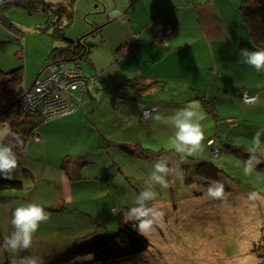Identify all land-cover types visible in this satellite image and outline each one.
Returning <instances> with one entry per match:
<instances>
[{
  "label": "rangeland",
  "instance_id": "rangeland-1",
  "mask_svg": "<svg viewBox=\"0 0 264 264\" xmlns=\"http://www.w3.org/2000/svg\"><path fill=\"white\" fill-rule=\"evenodd\" d=\"M149 1L153 0H47L45 10L28 11L10 5L2 12L14 28L9 30L0 23L2 72L22 68L26 87L35 78L44 76L43 68L50 52L66 45V41L51 37L50 29L47 33L38 31L52 21L50 16L54 10V22L61 15L63 24L69 23L64 28L66 40L85 47V59L79 61V65L87 92L85 103L81 100L75 113L48 120L38 128V132H42V143L35 146L31 140L26 155L17 158L12 179H6L0 171V180H19L24 187L21 191L0 190V264H28L26 257L36 258L37 264H96L89 246L92 239L118 230L116 211L124 221L137 223L129 213L133 207L140 206L138 200L152 209L149 219L155 220L152 230L141 234L150 243L148 250L142 255L104 264H264V173H257L248 161L227 148L226 141L214 138L208 141V145L214 143L213 147L208 146L206 140L213 134L208 132L214 130L215 125L213 122L211 126V121L204 123L206 135L200 148L191 155L187 147L177 152L175 122L184 117L142 121L141 116L147 110H143L142 105L149 108L152 103L150 95H146L150 90L146 85L140 92L141 102L129 98L130 93L138 91L135 82L138 83L139 71L145 66L138 28L150 23L143 40L153 45L157 40H154L156 33L149 34L156 29L158 19L155 23L148 17L142 21ZM186 3L181 0L171 3L168 11L179 15L184 12ZM57 8L70 9L72 19H65ZM170 28L167 25L159 30L163 32L160 44L170 36L166 35ZM72 65L73 62H65L66 67ZM256 72L262 74V70ZM259 81L263 83L262 78ZM122 84H129L130 93L120 87ZM1 97L0 143H3L10 128L8 121L1 119ZM21 103L18 110L25 114ZM194 111L196 116L203 113L208 117L202 105ZM163 112L179 115L182 109L170 106L161 109ZM73 115L78 116L69 120ZM243 117H239L238 128L242 133L231 132L234 139L230 144L257 153V158L264 157V135L259 139L260 146L263 145L259 146V152L251 150L254 146L251 137L254 133L262 134L263 128L255 123L254 133L251 132V123L243 122ZM191 120L203 127L198 117ZM229 122L235 120L221 123L219 131L230 127ZM110 143L138 144L141 149L131 147V153L121 152ZM214 147L221 152L218 159L212 158ZM62 161L71 168L83 170L79 182L66 181ZM198 161L209 162L222 171L209 177L207 173L196 174L194 168L200 164ZM157 164L166 171H156ZM246 168L251 169L250 174H245ZM156 177H162L163 182ZM39 183L42 184L39 191L49 192L50 200L61 199L57 205L62 204L64 210L46 212L49 219L40 223L31 246L13 252L4 247L5 237L15 231L11 223L13 211L28 203L49 205L43 198L35 199L34 190ZM220 184L224 185V196L214 199L208 190ZM145 192L151 195L150 199L143 198ZM252 193H257L260 199H250ZM134 227L137 230L138 225Z\"/></svg>",
  "mask_w": 264,
  "mask_h": 264
},
{
  "label": "crops",
  "instance_id": "crops-1",
  "mask_svg": "<svg viewBox=\"0 0 264 264\" xmlns=\"http://www.w3.org/2000/svg\"><path fill=\"white\" fill-rule=\"evenodd\" d=\"M178 1H149L145 8V18L143 13L142 21L148 17L154 23L157 19L159 22L156 29H152L150 32V36L157 34L167 25L173 27V35L162 44V47L143 40L144 35H147L146 27L150 23L144 24V28H138L141 33L138 39L142 38L141 47L145 52L142 54L145 66L140 69L141 76L139 77L146 78L148 82H135L137 84L135 87L140 90L143 85H150V90L146 94L152 98V103L149 105L157 108L147 122H155V120L173 116L183 118L182 113L179 115L178 112L161 113V109L178 106L182 110L191 107L189 110L194 111L198 105H201L198 98H204L216 107L220 118L235 120V122H229L235 126H228L223 131L221 130L222 133L219 131L222 126L220 125L218 135L221 140L226 139L232 142L234 138H231V132L242 133L238 128L240 126L239 117L243 116V122L251 123V132L254 131L255 123L257 127L263 128L262 134L253 132L251 140L254 141L257 136L258 139H261V135H264V70L262 69L261 75L258 74L254 66L247 64L242 55V51L245 49L249 52L258 51V49L250 42L247 28L235 8L236 5L229 0H207L211 3H203L199 0L186 3L188 0H181L182 3H186L183 13L178 15L173 11H168L170 9L168 5ZM135 19L137 21V16ZM261 78L263 83L259 81ZM37 79L38 77L32 83L34 84ZM23 87L26 86L23 84ZM245 91L256 97L254 105L245 106L243 104L241 94ZM85 94H83V101ZM142 107H145L143 110L148 109L146 104ZM77 116H70L69 120H73ZM193 117H198V120L203 123V132L206 121H211L209 122L211 126L214 124L209 116L206 117L203 113ZM215 132L214 125V130L212 128L208 133L214 134ZM41 134L42 132L39 133L37 129L38 140H33V145L38 146L42 143ZM31 140L27 144L26 151L29 145H32ZM260 147L251 146V150L259 152ZM72 169L74 170L75 167ZM66 181L70 182L67 178ZM41 186V183L37 184L34 190L36 191L35 199L43 198L42 200L49 201L47 207H57V203H60L61 199L50 200L49 192L41 193L39 191Z\"/></svg>",
  "mask_w": 264,
  "mask_h": 264
},
{
  "label": "trees",
  "instance_id": "trees-1",
  "mask_svg": "<svg viewBox=\"0 0 264 264\" xmlns=\"http://www.w3.org/2000/svg\"><path fill=\"white\" fill-rule=\"evenodd\" d=\"M232 1L237 6L242 22L247 28L250 42L256 49L264 50V0H232ZM10 5H15L24 8L28 11H32L37 8H42L45 10L47 9V0H12V1L5 0L4 3L0 5V23L3 24L7 29L14 30L10 22L7 19H5L2 15V12L6 10ZM57 9H58L57 12L63 14L65 19L67 18V20L69 21L72 19V12L70 11V9L67 8H57ZM52 14L54 15V10ZM53 15L50 16L51 18L50 20L52 21L47 22L45 27L39 28L38 31L47 33L50 29L51 31L49 35L54 39L60 41H66V45L60 48H54L50 52L47 58L46 66L43 68V73L46 69L54 65L65 62H73L74 65L80 67L79 61L85 59V55H86L85 47L83 45H81L79 42L75 43L66 40L64 35L65 33L64 28H67L69 23L64 25L61 20L62 19L61 15H59L60 19H57V21L54 22L53 19L54 17L56 18V16ZM164 28H166V26ZM171 30L173 34L174 33L173 27H171ZM172 34L169 37H171ZM169 37H167V39ZM167 39L165 41H167ZM165 41L163 43H165ZM155 45L162 47V44L160 43L155 42ZM21 70L22 68H18L6 73L0 70V96H3L1 97L2 108H3V111L1 112V114H3L1 119L2 120L6 119L8 121V125L10 128V133H8V135L4 138L2 145L11 147L12 151L16 154L17 158H23L26 155V147L28 142L31 139L38 140L37 138L38 136L36 135V130L46 121H48L42 119L40 116L22 114L19 112L18 110L20 108L19 98L22 95V91L24 89H28L26 87H23ZM138 79H139L138 82H142L146 80V78L144 77H138ZM34 84L32 83L30 87H32ZM128 85L129 84H122L120 87H123L125 90H127L126 92L130 93L129 89H127ZM149 86L150 85H147V87ZM142 90L144 89L130 93L129 98L133 101L140 102V97H141L140 92ZM243 93L244 92H242V94ZM245 93L247 92L245 91ZM248 95L255 97L254 95H250V94ZM198 100L202 105L203 111L205 110L204 112L210 117V119L215 123L216 126L215 129L216 132L213 134L211 138L206 140L208 145L209 140H214V138L220 139L218 135L219 134L218 128L220 127L221 123L226 124L225 123L226 120L218 116L216 107L213 104H211L208 100L204 98H198ZM243 104H245V106L251 105V104L250 105L246 104L244 102ZM152 108L154 110L151 112V114H153L157 110L155 106H151L147 110ZM77 110L78 109H76L73 113H75ZM151 114L149 115V117L151 116ZM148 118L144 122H147ZM230 125L232 124L230 123ZM223 141L224 142L226 141L225 143L228 145L227 148H229L232 152H234L238 156H241L245 161H248V163L253 166V168L256 170L257 173L259 172L264 173V157L259 156L257 158L255 157V154L257 153L254 152L252 154L248 151V149L244 147H236L234 145H231L230 144L231 141H228L227 143L226 139H224ZM110 145L118 147L121 152H128V153L132 152L131 147L132 148L139 147L138 144L136 145V144L110 143ZM213 145L214 143H211V145L208 146L213 147ZM147 152L150 151L147 150ZM215 153H217L216 156ZM220 154H221L220 150L214 147L212 150V158L218 159ZM64 162L62 161L61 166L62 169L64 170L65 176L68 179V181L76 182L81 180L83 170L80 167H75V169L73 170L70 166L65 165ZM194 171L196 172V174L199 175H205L207 173L206 176L209 177L212 176V174L214 173L218 175V173L221 172L222 170L212 165L209 162L208 163L204 162L197 164L196 167L194 168ZM256 172L254 173L256 174ZM217 175H215L216 178ZM22 189H23V184L19 180H0V190L21 191ZM43 209L45 212H49V213H53L54 211L59 212L61 210H64L62 205H58L57 207H52V206L43 207ZM116 215H117V224L119 227L118 230L112 234H108L104 236L98 235L94 237L89 245L92 260L96 264L118 262L124 259L135 257L137 255H142L148 250L150 246V243L147 240V238L142 236L134 227L135 225H138V221L135 224L132 223V221H124L122 219L121 213L119 215L118 211H116Z\"/></svg>",
  "mask_w": 264,
  "mask_h": 264
},
{
  "label": "clouds",
  "instance_id": "clouds-1",
  "mask_svg": "<svg viewBox=\"0 0 264 264\" xmlns=\"http://www.w3.org/2000/svg\"><path fill=\"white\" fill-rule=\"evenodd\" d=\"M247 64L254 66L257 71L264 69V50L249 52L247 49L242 51ZM191 107H186L182 110L184 119H177L175 127L178 131L175 134L174 140L176 141L175 150L183 152L185 148H189L191 155L196 149L202 146L204 140V132L199 122H192L196 112L189 110ZM202 119V117H201ZM254 148L260 146L257 138L254 139ZM17 168V157L12 151L11 147L3 146L0 143V171L4 172L6 179H12V170ZM156 171L165 172L166 168L160 164L156 165ZM251 169L246 168L245 174H250ZM160 182H163L162 177H156ZM164 186L168 185L164 183ZM209 195L214 199H221L224 196V185L220 184L216 189L209 188ZM143 198L150 199L151 195L147 192L142 193ZM250 199H260L257 193H252ZM139 207H133L129 213L130 217H134L138 221V232L146 234L152 230L155 223L154 219H149L152 209L144 206L142 200L137 201ZM49 219L48 214L44 211L43 207L36 203H28L24 206L17 207L12 213L11 223L15 231L11 236L5 237L4 247L11 249L13 252L20 249H27L31 246L32 236L37 231L40 223ZM28 264H37V259L33 257L24 258Z\"/></svg>",
  "mask_w": 264,
  "mask_h": 264
},
{
  "label": "built area",
  "instance_id": "built-area-1",
  "mask_svg": "<svg viewBox=\"0 0 264 264\" xmlns=\"http://www.w3.org/2000/svg\"><path fill=\"white\" fill-rule=\"evenodd\" d=\"M2 4L3 2H0V5ZM171 34L170 28L166 35ZM162 36L163 32L158 31L156 34L157 43H160V37ZM82 78L85 77L77 65L66 67L65 63H60L46 69L42 78L38 79L32 87L22 91V103H20L21 108H24L23 113L33 116L39 114L38 116L44 120L56 119L72 114L78 108L77 106H79L83 94L87 90V87L84 85L85 80L82 82ZM93 81L94 79L90 80V82ZM242 99L246 104H253L256 101V97L249 96L245 92ZM35 106H38V111L33 110ZM153 110L152 108L143 112L142 121H145ZM216 155L217 153H215Z\"/></svg>",
  "mask_w": 264,
  "mask_h": 264
},
{
  "label": "bare ground",
  "instance_id": "bare-ground-1",
  "mask_svg": "<svg viewBox=\"0 0 264 264\" xmlns=\"http://www.w3.org/2000/svg\"><path fill=\"white\" fill-rule=\"evenodd\" d=\"M255 103H256V102H255ZM255 103H254V104H255ZM254 104H253V105H254ZM79 108H80V105L78 106L77 109H79ZM33 110H34V111H38V110H39L38 106H35V107L33 108ZM35 115L38 116L39 114H35Z\"/></svg>",
  "mask_w": 264,
  "mask_h": 264
}]
</instances>
